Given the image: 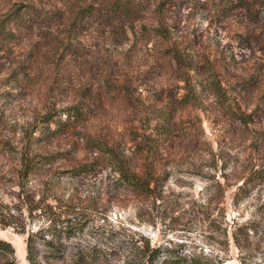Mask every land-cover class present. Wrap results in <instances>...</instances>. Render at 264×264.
Returning <instances> with one entry per match:
<instances>
[{
	"label": "rangeland",
	"instance_id": "obj_1",
	"mask_svg": "<svg viewBox=\"0 0 264 264\" xmlns=\"http://www.w3.org/2000/svg\"><path fill=\"white\" fill-rule=\"evenodd\" d=\"M102 1L0 0L8 264H264V0Z\"/></svg>",
	"mask_w": 264,
	"mask_h": 264
},
{
	"label": "trees",
	"instance_id": "obj_2",
	"mask_svg": "<svg viewBox=\"0 0 264 264\" xmlns=\"http://www.w3.org/2000/svg\"><path fill=\"white\" fill-rule=\"evenodd\" d=\"M102 3L105 6V9L108 10L109 13L125 15L124 17L127 19L129 18L130 15L134 13V9H135V5H133L130 2L127 3L126 1L123 0H103L101 4ZM34 14H36V10L31 8H24V11L22 12L21 15L19 12H15L11 14L7 18V22L15 23L19 26H24L28 22V18L32 17ZM3 38H5L4 34H2V39ZM63 114L66 115L65 116L66 120H58L55 127L56 130L57 129L63 130L64 128L69 127L74 122H82L84 119L83 115L79 112V110L76 109H70L66 112H63ZM51 119L52 118H50V116H46L44 118L46 123H48ZM79 171L82 172L84 170L81 168ZM256 175H257L256 173H253L250 176V178H247L245 181L246 184L242 185L241 189L247 186V184L251 183L255 179V177L258 178V176ZM252 176H254V178ZM119 181H121L122 184L128 187V189L134 191L138 195L144 194L145 191L149 189L148 185H144V183L140 181V179L137 176H135L134 174H129L127 171L121 174V178ZM30 241H31L30 239L27 240V251H28L27 259L31 261L34 258V251ZM146 251L150 256V260L153 259L155 256H157L158 253L160 252L159 250H157V248L156 249L150 248L149 246L146 247ZM10 257L11 259L13 257L12 247L8 242L4 240H0V264L12 263V262H8V259H10Z\"/></svg>",
	"mask_w": 264,
	"mask_h": 264
}]
</instances>
